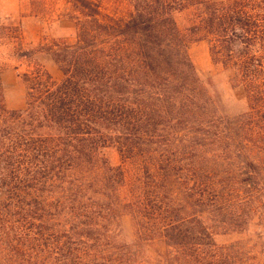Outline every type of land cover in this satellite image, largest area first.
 I'll list each match as a JSON object with an SVG mask.
<instances>
[{
    "label": "trees",
    "instance_id": "trees-1",
    "mask_svg": "<svg viewBox=\"0 0 264 264\" xmlns=\"http://www.w3.org/2000/svg\"><path fill=\"white\" fill-rule=\"evenodd\" d=\"M125 1L71 0L75 42L43 47L62 78L34 63L22 109L0 79V264H259L215 237L264 215V0ZM182 11L243 89L237 115L197 74Z\"/></svg>",
    "mask_w": 264,
    "mask_h": 264
},
{
    "label": "rangeland",
    "instance_id": "rangeland-1",
    "mask_svg": "<svg viewBox=\"0 0 264 264\" xmlns=\"http://www.w3.org/2000/svg\"><path fill=\"white\" fill-rule=\"evenodd\" d=\"M102 14L126 17L131 11L128 1L101 0ZM179 29L188 40V55L202 80L212 78V83L221 101L231 116L244 108L245 94L242 88L231 89L227 75L219 65L211 61L209 43L196 40L188 28L192 23L190 11L175 13ZM83 18L71 0H0V79L7 109H22L25 104V85L22 74L32 70L33 64L42 66L55 81L62 74L43 47L53 44L73 43L77 36V20ZM110 165H121L120 156L114 147L102 151ZM127 171L129 165H124ZM128 237L133 236L129 217L121 220ZM217 244L243 243L249 250L248 262L264 263V215L262 210L252 216L242 232L219 234Z\"/></svg>",
    "mask_w": 264,
    "mask_h": 264
}]
</instances>
